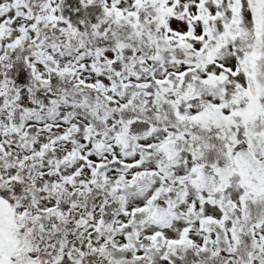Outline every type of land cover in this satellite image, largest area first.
Returning <instances> with one entry per match:
<instances>
[{
	"label": "snow or ice",
	"instance_id": "obj_1",
	"mask_svg": "<svg viewBox=\"0 0 264 264\" xmlns=\"http://www.w3.org/2000/svg\"><path fill=\"white\" fill-rule=\"evenodd\" d=\"M0 264H264V0H0Z\"/></svg>",
	"mask_w": 264,
	"mask_h": 264
}]
</instances>
